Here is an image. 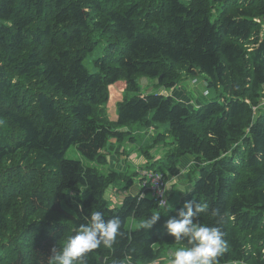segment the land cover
<instances>
[{"label": "trees", "instance_id": "obj_1", "mask_svg": "<svg viewBox=\"0 0 264 264\" xmlns=\"http://www.w3.org/2000/svg\"><path fill=\"white\" fill-rule=\"evenodd\" d=\"M181 72L203 73L214 95L188 105L140 91L141 76L170 90ZM117 81L125 88L110 121ZM263 102L264 0H0V264H49L94 211L118 216L121 235L88 264H151L188 247L163 227L187 200L207 203L196 222L225 234L218 264H264ZM164 123L154 141L168 135L171 148L141 169L176 175L179 158H193L195 178L173 209L147 196L139 172L104 168L110 140ZM71 145L86 163L64 156ZM134 174L138 192L110 206L105 190L128 188ZM153 213L160 221L141 228Z\"/></svg>", "mask_w": 264, "mask_h": 264}, {"label": "clouds", "instance_id": "obj_2", "mask_svg": "<svg viewBox=\"0 0 264 264\" xmlns=\"http://www.w3.org/2000/svg\"><path fill=\"white\" fill-rule=\"evenodd\" d=\"M181 191L187 193L188 190L185 188ZM159 194L164 195L162 192ZM159 203L161 207H168L166 198ZM207 210V203L187 200L177 210L175 216H170L164 222L163 227L167 234L176 241H186L188 245L172 253L174 258L169 264H213L214 261L218 264V257L227 250V241L223 238L225 234L220 227L196 222L198 215ZM219 214V209H213L210 213L212 216ZM160 218L159 213H153L140 227L149 230L160 221ZM121 224L118 216L106 219L101 211L92 212L90 220L74 229V234L60 250L55 246L51 249L49 264H74V261L88 264L86 259L88 253L98 249L101 244L106 248L113 246L117 237L121 235ZM113 264L118 262L114 261Z\"/></svg>", "mask_w": 264, "mask_h": 264}, {"label": "rangeland", "instance_id": "obj_3", "mask_svg": "<svg viewBox=\"0 0 264 264\" xmlns=\"http://www.w3.org/2000/svg\"><path fill=\"white\" fill-rule=\"evenodd\" d=\"M102 48L101 45H99L87 58V66H89V60L96 56L101 54ZM181 77L178 80V83L175 85V87H173L170 90H164L163 87L159 86L156 83L155 79H151L148 78L146 76H141L139 78V86H140V91L142 93H167L169 95H172V92H182L183 93V99L181 100L183 102H185L188 105H196L199 103H203L205 101H207L209 99V97H211L213 94V90H208L207 89V81L205 79V75L203 73H198L195 75H186L185 72H181ZM125 88V84L123 81H117L116 83H114L113 85L109 86V99L108 102L105 106V111H106V115L108 117V119L110 121H114L115 120V116H116V112H115V104L116 102L120 101L123 95V90ZM170 92L172 94H170ZM173 96V95H172ZM187 96V97H186ZM174 97V96H173ZM264 103V102H263ZM167 124H159L158 128L155 127H151L150 129H145L139 125H132L133 129H134V133L136 134V139L132 142H129V139H126L127 143L130 144V146H132V144L134 145L133 148L134 150H145L143 154L145 155V157L147 156H153V160L155 159H161L164 154L165 151L169 150L171 148V139L168 135L162 137V140H159L157 143H155L154 138L156 137V135H158L157 131L160 130H164L165 126ZM125 127H122L121 129H124ZM126 130V129H124ZM149 130L148 135L146 134V131ZM153 141L151 144L150 141ZM140 145L142 146V148H146V149H142L140 147ZM128 146V145H126ZM147 146V147H146ZM139 147V148H137ZM133 149H131L132 151ZM107 152V151H105ZM110 154V153H109ZM142 154V156L144 157V155ZM65 157L67 158H75V159H79L82 162L86 163V159L76 150V148L74 146H70L64 154ZM109 156V155H108ZM129 156V155H128ZM128 158V157H127ZM135 158V155H131L129 157L130 161L127 160V163H133L134 165H138L139 167L138 172L141 174V176L143 177V170L141 169V165H143L145 162H142V159H133ZM182 158V157H180ZM178 160V168H179V172L176 175H172L167 173L166 171H157L160 172L159 174L162 175V180L164 179L163 182H165V184L163 185L165 188V196L166 199L168 201L169 204V208L173 209L176 205L181 204L180 201V195H181V189H189L190 184H192V181L195 178V172H194V166L192 161H188V159L186 161H183L180 163V159ZM140 161V162H139ZM110 162L112 163L113 161L110 160ZM139 162V163H138ZM116 162L112 163V165H115ZM127 165V164H126ZM120 168H124L125 169V163H119ZM128 166V165H127ZM154 167L156 168H160L163 167V160L157 161L154 164ZM128 174L131 175L133 173L134 170V166H128ZM100 169L102 170V168L100 167ZM104 170V169H103ZM135 171V170H134ZM152 171V170H150ZM125 172V171H123ZM138 177L136 174H134V176H132L134 182L132 183V185H130V187L128 188H122L125 181L121 180L117 185L115 186H110L105 190V198L108 202V204L110 206H114L116 204V199L119 201V197L118 195H122L124 193H127L130 191V189H135V185L138 184ZM160 181V177L156 176V179H153L152 182H159ZM138 190H139V184H138ZM122 197V196H121ZM186 196L182 197V200L185 199ZM181 248V247H180ZM178 246H169L165 249H163L160 253V256L158 257V259H156L155 261H153L151 264H169V261L171 259H173L174 257L171 255L172 253H174L176 250L180 249Z\"/></svg>", "mask_w": 264, "mask_h": 264}, {"label": "crops", "instance_id": "obj_4", "mask_svg": "<svg viewBox=\"0 0 264 264\" xmlns=\"http://www.w3.org/2000/svg\"><path fill=\"white\" fill-rule=\"evenodd\" d=\"M172 93L170 92V94H172L176 99H178V100H184L183 99V93L182 92H172ZM115 112H116V110H115ZM116 117H117V115L115 116V120L114 121H116ZM148 132H149V130L146 131V134L147 135H148ZM126 141L127 140H124V141H121V142H117L115 139L110 140V143L108 145V148L106 149L108 163H107L106 166H104L105 169H115V170H119V171H122V172L125 171L126 173H128V168L127 167L130 165L131 167L134 166L135 167L134 170L136 172H138V169L137 168L139 167V164L138 165H134L133 163H127V160L130 161L129 157L131 155H135V158H133V159H135V160L136 159H140V160L142 159V162L143 161L145 162V160H146L145 159V155L142 152V151H145V150H140V149L134 150V148H133L134 145L132 144V146H130V144L127 143ZM126 145H128V146H126ZM137 148H139V147H137ZM131 149H133V150L131 151ZM142 154L144 155V157L142 156ZM180 159H181L180 160V163L183 162V161H186L188 159V161H192L193 166H194V162H193V158L192 157H190L188 155H185V156H182V158H180ZM110 160L113 161L112 163L116 162L115 165H112V163L110 162ZM121 162L122 163H125V169L124 168L121 169L120 166H118L119 163H121ZM141 166H143V165H141ZM103 169H102V171H105V169L104 170ZM190 186H191V184H190ZM190 186H189V189H190ZM134 187H135V189H130V191L127 192V193L128 194H134V193L138 192V184H136ZM189 189H188V191H189ZM188 191H187V193H188ZM127 193H124L122 195H118L119 201L116 199V201H115L116 204H118L120 202L121 198L123 197V195H125ZM187 193L181 192L180 200L182 199V196H185Z\"/></svg>", "mask_w": 264, "mask_h": 264}, {"label": "built area", "instance_id": "obj_5", "mask_svg": "<svg viewBox=\"0 0 264 264\" xmlns=\"http://www.w3.org/2000/svg\"><path fill=\"white\" fill-rule=\"evenodd\" d=\"M187 1V0H185ZM160 172H156V171H144L143 174H144V181H146L148 183L147 187H148V194L147 196L149 198H155L157 199L159 202L162 200V199H165L166 196H165V188H164V184L165 182L164 179L162 180V175L159 174ZM156 176H159L160 177V181L159 182H152L153 179H156ZM163 193L164 195L161 196L159 193ZM160 204V203H159Z\"/></svg>", "mask_w": 264, "mask_h": 264}, {"label": "water", "instance_id": "obj_6", "mask_svg": "<svg viewBox=\"0 0 264 264\" xmlns=\"http://www.w3.org/2000/svg\"><path fill=\"white\" fill-rule=\"evenodd\" d=\"M167 93H164V95H166ZM74 234V231L72 232V235ZM100 260L102 261V258H100Z\"/></svg>", "mask_w": 264, "mask_h": 264}]
</instances>
